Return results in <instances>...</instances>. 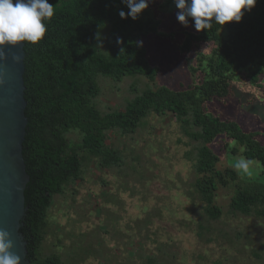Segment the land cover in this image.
I'll return each mask as SVG.
<instances>
[{"label": "trees", "instance_id": "trees-1", "mask_svg": "<svg viewBox=\"0 0 264 264\" xmlns=\"http://www.w3.org/2000/svg\"><path fill=\"white\" fill-rule=\"evenodd\" d=\"M48 2L54 6V16L45 22V37L35 45L23 42L27 125L22 156L29 181L24 191L26 211L19 232L26 243L28 264H37L52 199L72 182L83 181L88 160H99L102 169L119 165L120 150L106 145L109 134L113 132L119 137L134 134L149 114H178L182 116L180 124L189 128L184 131L195 150V191L206 201L210 219L221 214L215 204L219 187L232 185L231 210L241 215L255 214L264 221V147L254 141V135L240 131L236 123L221 122L199 108L203 100L214 98L211 93H215L217 101L226 98L230 79L243 71L246 64L255 62L252 65L258 66L247 79L259 86L257 79L264 74V0H257L240 23L222 26L213 22L211 29L198 32L189 20L194 33H189L184 52L190 51L193 42L215 43L211 51L214 57L200 55L198 69H192L203 73L201 84L179 93L163 86L155 91L144 90L127 101L123 111L114 106H108L106 111L97 108L100 92L97 78L106 77L117 83L125 77L144 76L153 81L158 68L151 67L145 56L144 38L173 35L170 31L159 32L163 14L170 16L167 25L172 18L177 21L178 10L173 0H153L148 9L152 12L156 8L152 5L159 4L161 15L151 17L146 9L136 21L120 18L119 10L128 11L121 0ZM222 28L226 30L225 38L218 33ZM97 33L101 35V43L95 39ZM117 37L122 38V44L116 43ZM138 41L143 42L142 47ZM234 60L238 63L235 67ZM223 134L238 142L243 148V158L257 161L260 174L246 177L239 176L233 167L216 168L219 158L209 145ZM231 152L236 154L237 150ZM45 262L60 264L54 255Z\"/></svg>", "mask_w": 264, "mask_h": 264}, {"label": "rangeland", "instance_id": "rangeland-1", "mask_svg": "<svg viewBox=\"0 0 264 264\" xmlns=\"http://www.w3.org/2000/svg\"><path fill=\"white\" fill-rule=\"evenodd\" d=\"M153 6L147 11L158 17L160 5ZM169 18L163 14L159 32L173 35L144 38L145 56L158 68L153 81L136 76L115 83L98 77V109L123 111L127 101L147 89L163 86L179 93L201 84L203 73L192 69H198L200 55L214 57L215 43L193 42L184 52L194 32L175 18L167 25ZM218 33L225 38V28ZM253 63L230 79L226 98L217 101L210 92L214 98L203 100L199 108L221 122L236 123L264 147V74L257 79L259 86L251 84L247 78L258 69ZM181 119L172 113L149 114L134 134H109L106 145L120 150L121 163L102 169L99 160H88L83 181L72 182L52 199L37 264H46L53 255L60 264H264V221L231 210L232 185L217 190L220 216L210 219L206 214V201L195 191V150ZM209 147L219 158L218 170L242 157L243 148L225 134ZM253 162L251 170L260 174Z\"/></svg>", "mask_w": 264, "mask_h": 264}, {"label": "clouds", "instance_id": "clouds-1", "mask_svg": "<svg viewBox=\"0 0 264 264\" xmlns=\"http://www.w3.org/2000/svg\"><path fill=\"white\" fill-rule=\"evenodd\" d=\"M128 11L119 10L121 19L131 18L136 21L148 9L153 0H121ZM177 21L184 27L192 21L196 31L211 29L213 22L224 26L229 22L240 23L245 12H251L257 0H173ZM54 16V6L48 0H0V58L5 54V46L16 47L22 42L38 44L46 35L45 22H50ZM95 39L101 43L99 33ZM117 44H122V38L117 37ZM140 47L142 41L137 42ZM18 59V57H16ZM253 161L239 158L232 167L238 174L252 177ZM15 245L11 234L0 230V264H21V258L13 249Z\"/></svg>", "mask_w": 264, "mask_h": 264}, {"label": "water", "instance_id": "water-1", "mask_svg": "<svg viewBox=\"0 0 264 264\" xmlns=\"http://www.w3.org/2000/svg\"><path fill=\"white\" fill-rule=\"evenodd\" d=\"M0 58V230L11 234L13 251L26 260V243L19 232L25 216L24 191L29 181L22 156L27 119L24 115V43L5 46ZM18 57V59H16Z\"/></svg>", "mask_w": 264, "mask_h": 264}]
</instances>
